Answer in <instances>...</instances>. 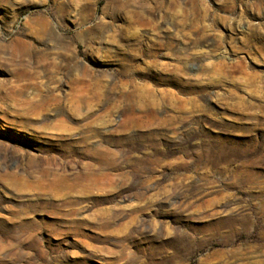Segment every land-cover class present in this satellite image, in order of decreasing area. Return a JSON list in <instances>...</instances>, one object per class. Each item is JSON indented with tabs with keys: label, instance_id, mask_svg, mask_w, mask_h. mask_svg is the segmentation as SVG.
Masks as SVG:
<instances>
[{
	"label": "rangeland",
	"instance_id": "obj_1",
	"mask_svg": "<svg viewBox=\"0 0 264 264\" xmlns=\"http://www.w3.org/2000/svg\"><path fill=\"white\" fill-rule=\"evenodd\" d=\"M0 264H264V0H0Z\"/></svg>",
	"mask_w": 264,
	"mask_h": 264
}]
</instances>
